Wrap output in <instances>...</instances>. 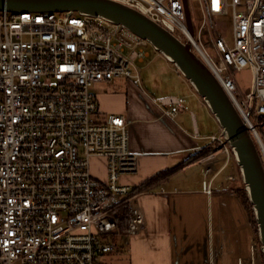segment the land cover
<instances>
[{"label": "built area", "instance_id": "1", "mask_svg": "<svg viewBox=\"0 0 264 264\" xmlns=\"http://www.w3.org/2000/svg\"><path fill=\"white\" fill-rule=\"evenodd\" d=\"M118 1L189 41L264 159V0ZM148 45L98 16L0 10V264H108L103 255L117 247L113 211L128 204L131 229L143 190L119 181L137 171L139 153L122 115L101 117L92 86L116 76L140 84ZM246 66L250 90L235 78ZM179 107L183 96L166 113ZM212 140L229 156L219 131ZM92 158L103 160V179L92 174ZM201 184L212 192L210 179ZM259 254L255 240L238 264H255Z\"/></svg>", "mask_w": 264, "mask_h": 264}, {"label": "crops", "instance_id": "2", "mask_svg": "<svg viewBox=\"0 0 264 264\" xmlns=\"http://www.w3.org/2000/svg\"><path fill=\"white\" fill-rule=\"evenodd\" d=\"M148 52L139 63L156 71L152 89L143 87L142 76L140 84L116 76L92 86L101 117L122 115L129 147L139 153L137 171L121 175L120 183L134 188L149 181L137 188L143 191L131 229L113 235L118 264H238L258 239L236 191V164L211 141L217 124L200 98L172 63ZM175 96L186 107L169 115ZM203 178L211 180L209 194ZM255 264H264L260 254Z\"/></svg>", "mask_w": 264, "mask_h": 264}, {"label": "water", "instance_id": "3", "mask_svg": "<svg viewBox=\"0 0 264 264\" xmlns=\"http://www.w3.org/2000/svg\"><path fill=\"white\" fill-rule=\"evenodd\" d=\"M77 12L98 16L119 24L145 39L160 55L171 62L184 82L200 98L217 124V130L230 147L239 179L246 193L256 226L259 251L264 261V159L245 119L189 41L173 33L138 9L118 0H0V10ZM192 31L191 18L186 11ZM252 102L249 105V110Z\"/></svg>", "mask_w": 264, "mask_h": 264}, {"label": "rangeland", "instance_id": "4", "mask_svg": "<svg viewBox=\"0 0 264 264\" xmlns=\"http://www.w3.org/2000/svg\"><path fill=\"white\" fill-rule=\"evenodd\" d=\"M228 23H229V17H228ZM148 47L152 51L157 52L156 50H154V48L150 44L148 45ZM138 66L141 68L143 87L148 89V90L152 89L153 86L155 85L157 79H158L156 71L154 70V68L152 67L151 64H146V62L138 63ZM117 77H119V76H117ZM121 77H124V76H121ZM235 78H236L241 89H243V90H250L251 89L252 72H251V69L249 66H246L242 70L237 71L235 73ZM218 146L220 147L219 144H218ZM229 158L231 161H232V159L234 161V158H233L231 151L229 154ZM90 169H91L92 174L95 177L100 178V179H103L105 177V167H104L103 163L98 158H92L91 159ZM233 175H234V180H237L238 186H239L242 182L239 181V171H238L237 165H236V172ZM230 178H232V177H230ZM230 178H228V179L230 180ZM260 255H261V253H260ZM261 257H262V255H261ZM103 259L108 264H118V254L116 251L108 252V253L104 254Z\"/></svg>", "mask_w": 264, "mask_h": 264}, {"label": "trees", "instance_id": "5", "mask_svg": "<svg viewBox=\"0 0 264 264\" xmlns=\"http://www.w3.org/2000/svg\"><path fill=\"white\" fill-rule=\"evenodd\" d=\"M262 132H263V137H264V129H262ZM156 177L157 176H154V178H156ZM239 181L241 182L240 179H239ZM148 182L141 184L137 187H134L133 190H136L138 187L143 188L146 184H148ZM236 191L238 192L240 198L242 199V202L244 203L246 210L248 211V214L250 216V221H251L252 226L254 228V231L256 233V226H255V221L253 218V213L251 211L250 204L247 200L246 193H245L244 189L242 188V183L237 187ZM113 215H114L115 220H116L117 230L120 232L127 231L129 228V221H128L129 220V206H128V204H121L118 207H116L113 211ZM262 259H263V257H262Z\"/></svg>", "mask_w": 264, "mask_h": 264}]
</instances>
